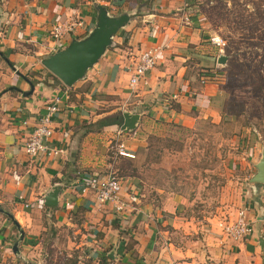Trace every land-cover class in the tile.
I'll return each mask as SVG.
<instances>
[{
	"label": "crops",
	"instance_id": "0c3cea01",
	"mask_svg": "<svg viewBox=\"0 0 264 264\" xmlns=\"http://www.w3.org/2000/svg\"><path fill=\"white\" fill-rule=\"evenodd\" d=\"M100 4L114 16L127 13L129 21L83 78L66 85L41 64L73 40L56 44L51 26L75 12L86 24L83 37L95 26ZM196 5L195 0H0V207L24 233L15 254L18 230L0 212V264H42L47 245L73 253L63 264H264V184L243 179L241 206L247 207L251 232L234 241L218 226L222 220L187 237L189 219L165 206L182 198H161V205L143 199L134 176L119 177L122 211L109 202L97 206L95 192L80 189L86 177L102 180L115 173L117 142L133 151L130 131L123 130L126 112L138 114L133 132H140L139 145L166 124L221 120L223 93L213 81L221 48L201 27ZM151 45L163 46L157 64L147 82L132 88L126 66ZM32 83L33 92L23 94ZM60 91L49 148L61 150L31 157L24 142ZM251 156L249 178L260 155ZM70 162L80 173L68 179ZM57 185V205H45V195Z\"/></svg>",
	"mask_w": 264,
	"mask_h": 264
},
{
	"label": "rangeland",
	"instance_id": "374dc122",
	"mask_svg": "<svg viewBox=\"0 0 264 264\" xmlns=\"http://www.w3.org/2000/svg\"><path fill=\"white\" fill-rule=\"evenodd\" d=\"M195 2L201 27L219 42L225 57L213 79L224 98L221 120L198 119L189 127L166 124L140 145V132L132 130L128 138L135 157L114 160L115 174L134 176L143 199L160 204L161 198H182L176 206H165L189 219L187 237L199 236L214 220H229L241 207L251 154L264 149V0ZM43 250L42 264H63L73 254L51 245Z\"/></svg>",
	"mask_w": 264,
	"mask_h": 264
},
{
	"label": "built area",
	"instance_id": "2783aa9c",
	"mask_svg": "<svg viewBox=\"0 0 264 264\" xmlns=\"http://www.w3.org/2000/svg\"><path fill=\"white\" fill-rule=\"evenodd\" d=\"M187 19V17H186ZM86 24L80 16L72 12L63 20H59L51 26L49 35L52 40L58 44L59 41L71 37L82 38L80 30H85ZM212 41L219 45V42L212 38ZM163 46L151 45L144 48L140 52L137 60L126 66V71L129 73L130 86L136 87L142 82H147V72L157 64L159 54ZM62 101V93L56 94L52 100L46 105L45 112L37 119V124L32 132L29 133L24 142V148L27 154L31 157L38 156L40 153L47 152L48 155L55 154L61 149L49 148V140L53 133L52 120L59 112ZM136 132L133 134L135 135ZM114 152L118 156L125 158H134L135 153L125 145L124 142H117L113 146ZM81 192H86L91 189L95 192V200L97 206H102L109 202L117 211L124 210V201L121 196L122 182L115 173L111 172L104 179L86 177L80 181ZM65 205L70 207V201L66 200ZM250 219L247 216V207L241 206L238 208L237 215L233 220L221 221L218 226L222 232L231 240H243L249 236L251 232Z\"/></svg>",
	"mask_w": 264,
	"mask_h": 264
},
{
	"label": "water",
	"instance_id": "95a60500",
	"mask_svg": "<svg viewBox=\"0 0 264 264\" xmlns=\"http://www.w3.org/2000/svg\"><path fill=\"white\" fill-rule=\"evenodd\" d=\"M128 21L129 15L127 13L114 16L113 14H109L104 5L100 4L97 6V20L93 29L82 38H74L67 45L58 48V50L43 58L41 64L58 80H61L66 85L73 86L98 61L106 47L112 44L114 34L127 24ZM217 61L223 63L225 57L220 55ZM11 88L17 89L16 87ZM34 89L35 85L32 83L30 90H21V92L29 95ZM124 118L123 130H134L136 128L138 114L126 112L124 113ZM257 161L255 166L256 172L249 178V182L264 184V149H261L260 157ZM60 189V185L54 186L45 195L44 204L47 206L57 205V194ZM0 212L7 215L18 230V237L12 244V251L15 254H20L18 244L23 238V229L13 219L14 216L11 212L1 207Z\"/></svg>",
	"mask_w": 264,
	"mask_h": 264
},
{
	"label": "trees",
	"instance_id": "16d2710c",
	"mask_svg": "<svg viewBox=\"0 0 264 264\" xmlns=\"http://www.w3.org/2000/svg\"><path fill=\"white\" fill-rule=\"evenodd\" d=\"M49 73V72H48ZM56 78V77H55ZM56 80H58L57 78H56ZM70 165H72V167L74 168V169H71L72 167H70V170H71V172L69 171V175L67 176L68 177V179H71V178H74V177H76L77 175H79V170H78V168L76 167V165H74L73 164V162H70ZM74 173V174H73ZM47 207V206H46ZM5 217L6 218H8V216H6L5 215Z\"/></svg>",
	"mask_w": 264,
	"mask_h": 264
}]
</instances>
